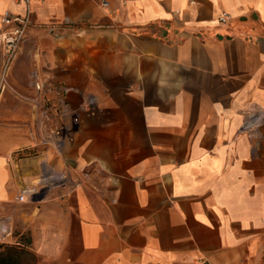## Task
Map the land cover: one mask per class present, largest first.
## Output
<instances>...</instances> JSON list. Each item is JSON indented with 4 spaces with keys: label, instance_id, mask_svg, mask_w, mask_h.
<instances>
[{
    "label": "crops",
    "instance_id": "1",
    "mask_svg": "<svg viewBox=\"0 0 264 264\" xmlns=\"http://www.w3.org/2000/svg\"><path fill=\"white\" fill-rule=\"evenodd\" d=\"M5 12L28 17L12 78L41 93L0 110V243L22 226L36 264H264V0Z\"/></svg>",
    "mask_w": 264,
    "mask_h": 264
},
{
    "label": "rangeland",
    "instance_id": "2",
    "mask_svg": "<svg viewBox=\"0 0 264 264\" xmlns=\"http://www.w3.org/2000/svg\"><path fill=\"white\" fill-rule=\"evenodd\" d=\"M2 17V16H1ZM2 23V22H1ZM5 30V27L0 24V34ZM2 36H0V39ZM13 59V58H12ZM10 61L7 55L3 54V50L0 46V110H6L7 106L12 107L14 110H26L25 107L26 101H30L33 103V100L37 99V102L31 106L35 107L37 110L39 108L38 100L41 93V86L38 83L39 81H31L29 86H24L23 80L25 78L24 73L20 72L19 80L14 81L13 76L10 71ZM31 88V89H30ZM30 201L28 200H17L14 203L12 210V220L13 223L20 221L22 223V214L23 208L20 206L22 203H26ZM18 220V221H17ZM19 223V222H18ZM12 237L4 242L0 243V250L4 249L5 246L17 245L24 247L30 254L26 256V262L28 264H36L40 260V243H41V234L40 231L34 230H26L24 231L21 228H15L10 231Z\"/></svg>",
    "mask_w": 264,
    "mask_h": 264
},
{
    "label": "built area",
    "instance_id": "3",
    "mask_svg": "<svg viewBox=\"0 0 264 264\" xmlns=\"http://www.w3.org/2000/svg\"><path fill=\"white\" fill-rule=\"evenodd\" d=\"M29 4L30 0H23ZM1 22L3 23L5 30L2 31L0 36V46L3 50V54L8 56L9 60L15 56L17 48L20 42L24 39L26 27L28 25V17L21 15H13L9 12H5L1 15ZM230 15L228 12L223 11L219 17L220 22H226ZM55 133L60 135L61 129L55 130ZM18 200H24V195L20 194L17 197Z\"/></svg>",
    "mask_w": 264,
    "mask_h": 264
},
{
    "label": "trees",
    "instance_id": "4",
    "mask_svg": "<svg viewBox=\"0 0 264 264\" xmlns=\"http://www.w3.org/2000/svg\"><path fill=\"white\" fill-rule=\"evenodd\" d=\"M30 254V251L24 247L12 245L5 246L0 250V264H28L26 262V256Z\"/></svg>",
    "mask_w": 264,
    "mask_h": 264
}]
</instances>
